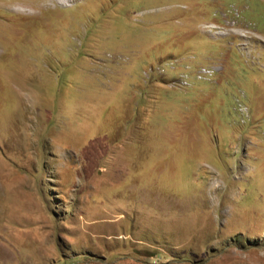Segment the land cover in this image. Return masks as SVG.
I'll return each instance as SVG.
<instances>
[{
	"label": "rangeland",
	"instance_id": "rangeland-1",
	"mask_svg": "<svg viewBox=\"0 0 264 264\" xmlns=\"http://www.w3.org/2000/svg\"><path fill=\"white\" fill-rule=\"evenodd\" d=\"M0 264H264V0H0Z\"/></svg>",
	"mask_w": 264,
	"mask_h": 264
},
{
	"label": "bare ground",
	"instance_id": "bare-ground-1",
	"mask_svg": "<svg viewBox=\"0 0 264 264\" xmlns=\"http://www.w3.org/2000/svg\"><path fill=\"white\" fill-rule=\"evenodd\" d=\"M63 1V0H62Z\"/></svg>",
	"mask_w": 264,
	"mask_h": 264
}]
</instances>
